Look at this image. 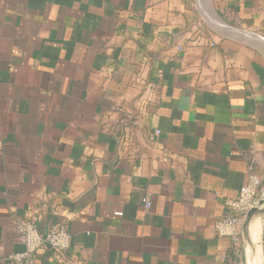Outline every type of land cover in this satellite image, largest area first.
Listing matches in <instances>:
<instances>
[{"label":"crops","instance_id":"obj_1","mask_svg":"<svg viewBox=\"0 0 264 264\" xmlns=\"http://www.w3.org/2000/svg\"><path fill=\"white\" fill-rule=\"evenodd\" d=\"M251 34L264 0H0V264L17 219L72 235L38 264H247L213 225L264 174Z\"/></svg>","mask_w":264,"mask_h":264},{"label":"built area","instance_id":"obj_2","mask_svg":"<svg viewBox=\"0 0 264 264\" xmlns=\"http://www.w3.org/2000/svg\"><path fill=\"white\" fill-rule=\"evenodd\" d=\"M142 203L145 209L150 208L151 204L147 198H142ZM253 206L264 208V174L260 177L250 173L247 181L239 187L237 195L233 199L222 201L223 213L213 225L215 234L218 237H228L233 247H238L241 243V220ZM15 232L23 248L6 257L10 264H38L36 258L41 249L48 248L55 253H61L68 249L72 238L64 222L49 224L45 231L40 233L32 219H17Z\"/></svg>","mask_w":264,"mask_h":264},{"label":"water","instance_id":"obj_3","mask_svg":"<svg viewBox=\"0 0 264 264\" xmlns=\"http://www.w3.org/2000/svg\"><path fill=\"white\" fill-rule=\"evenodd\" d=\"M211 9V1L208 2ZM213 20H209V26L216 32L223 35L240 34L241 32L225 25L215 13L212 11ZM248 37H255L264 42V39L259 36L251 34ZM264 224V208L253 206L250 207L244 214V221L241 231L242 243L245 251V257L247 264H259L258 256L256 252V246L258 245Z\"/></svg>","mask_w":264,"mask_h":264},{"label":"rangeland","instance_id":"obj_4","mask_svg":"<svg viewBox=\"0 0 264 264\" xmlns=\"http://www.w3.org/2000/svg\"><path fill=\"white\" fill-rule=\"evenodd\" d=\"M209 1H211V0H206V2H207L208 5H209V3H208ZM209 8H210V6H209Z\"/></svg>","mask_w":264,"mask_h":264}]
</instances>
